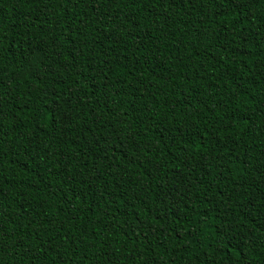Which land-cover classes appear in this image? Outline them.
Segmentation results:
<instances>
[{
    "label": "trees",
    "instance_id": "16d2710c",
    "mask_svg": "<svg viewBox=\"0 0 264 264\" xmlns=\"http://www.w3.org/2000/svg\"><path fill=\"white\" fill-rule=\"evenodd\" d=\"M0 264H264V0H0Z\"/></svg>",
    "mask_w": 264,
    "mask_h": 264
}]
</instances>
